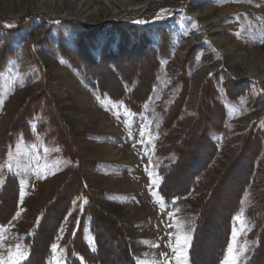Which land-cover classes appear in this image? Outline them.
Returning a JSON list of instances; mask_svg holds the SVG:
<instances>
[{
  "label": "rangeland",
  "instance_id": "1",
  "mask_svg": "<svg viewBox=\"0 0 264 264\" xmlns=\"http://www.w3.org/2000/svg\"><path fill=\"white\" fill-rule=\"evenodd\" d=\"M78 1L48 0L44 12L36 8L37 0H0V58L5 48L12 54L0 63V256L7 259L8 249L19 245L25 254L20 264L30 259L40 264L45 249L44 264H69L66 250L74 238L77 250L94 251L90 218L79 227L84 206L93 204L100 245L115 264L118 259L111 254L127 250L120 232L136 264H177L176 236L182 242L187 236L182 264H190V243L203 206L199 242L204 246H197L196 260L210 262L228 219V242L215 264L233 243L234 229L236 245L249 242L239 260L245 264L263 224L264 0H87L88 10L98 9L88 17L75 13ZM80 35L84 41L78 43ZM62 43L75 66L61 54ZM117 75L135 78L134 85L138 78L149 90L140 111L149 116L150 129L144 139H132L134 146L144 144L140 151L146 149L149 158L138 168L144 163L148 169L136 173L117 162L124 158L119 154L127 155L121 143L126 135L109 130L117 126L133 132L125 111L142 112L96 88L107 87ZM203 91L225 112L219 132L208 135L213 146L204 135L192 144L198 108L200 116L205 112ZM181 92L182 107L164 128V114ZM42 96L58 110L82 163L83 190L68 206L60 188L69 179L68 168L79 161L46 141L37 130L41 115L29 121L30 141L19 135L12 147L6 143L23 107ZM253 140L257 155L250 160L246 149ZM180 141L183 152L176 160L167 149ZM170 167L167 188L176 182L180 192L165 199L159 186ZM238 215L246 227L234 219Z\"/></svg>",
  "mask_w": 264,
  "mask_h": 264
},
{
  "label": "trees",
  "instance_id": "2",
  "mask_svg": "<svg viewBox=\"0 0 264 264\" xmlns=\"http://www.w3.org/2000/svg\"><path fill=\"white\" fill-rule=\"evenodd\" d=\"M88 33H90V32H88ZM82 37H84V36L80 35V38L77 41L78 43L81 41H84V40H80ZM163 45L166 46L165 43H163ZM59 48H60V52L64 56V58L69 60L70 63L72 62V64L75 66V59H74L73 55H71L67 51L65 45L62 43ZM7 49L8 48H5L2 51V57L0 58V63H2L7 56L12 55L11 51L7 50ZM160 53H162V52H160ZM114 78L115 79L113 81H111V84L107 85V87H103L102 84H96L97 90L99 92L109 96L113 100H121L130 110H132L134 112L140 111V107H141L142 103L146 100V97L149 93L148 88L142 87L141 81L138 80V78H136V84L135 85L133 84L135 81V78L133 79V77H126V76L117 75V76H114ZM46 83H44V85H46ZM132 85H134V86H132ZM180 94L181 95L178 96V98L173 102V104L168 106L167 111L164 114V120L162 123V126L164 128H168L171 125V123L177 117L179 110L182 107V104H183L182 99H183L184 93L181 92ZM201 98L203 100H205L204 101L205 112L203 113V115L200 116L199 115L200 112H199V108H198V115L196 118V123H195V125H193L192 130H191L192 132L194 131V133H195L194 138H193L194 140H193L192 144L193 145L196 144L197 139L198 140L202 139L201 137L204 135L205 139L207 141H209V143L213 146L212 142H210V139H208V135L211 133H218L219 132L220 128L222 127L221 123L224 120L225 112H224V109L220 106V104H218V102L216 100H214V98H212V96L209 92L203 91V93L201 94ZM44 99H45V96H42L41 99L38 100V102H36V101L32 102L33 101L32 100V101H29L30 102L29 104L27 103V105H25L23 107L21 113H19V115L16 117L17 119H15V121L12 122V124L10 125L9 132L6 135L7 145L12 147L14 141L17 139V137L19 135H22L26 141H30L31 140V130H30V126H29V121L32 120L33 117L40 114L41 118H42V120H41L42 122L40 121L38 123L37 130L40 132H43L45 134L46 140H48V141L50 140L54 144L58 145L61 148V152H62L63 156L68 157L72 161H79V158H78L79 156H78V154L74 148V144H73L72 139L67 138V135L70 136L69 135L70 132L66 129L65 124L63 123L62 119L60 118V115L58 114V110L55 108L54 105H52V100H51V103L49 105V102H46ZM215 122L217 123L216 126H215V124H213V126H211L212 123H215ZM207 127H209V130L207 129ZM184 141H180L179 143L172 144L167 149L173 155L176 156V160L180 159V156L183 152L182 148L184 147V145H183ZM192 144H191V146H193ZM249 146L250 147H248L246 150L248 151V153L250 155V160H251L254 156L257 155V153H256L257 141L253 140V144H250ZM167 150H165V151H167ZM81 167H82V163H80V161L78 164H76L74 166H70L68 168L69 179L60 188V191H65V196H66L65 198H66L67 206H68V201L76 193L83 190V185H82L83 180H82V176H81L82 174L80 173ZM172 170H173V168L170 167V170H169L170 173H168L167 175L164 176L163 181L159 186V191L165 199H168L171 196V193H179L180 192L179 189L176 188V182L173 185H171V187H169V189L167 188V186H168L167 183L169 180L168 175H170L172 173ZM13 185H14L13 182H11V184L8 182L7 186H13ZM7 186H5L4 188L6 189ZM1 192H0V195L2 194ZM58 194L59 193H57V197H58ZM0 199H1V196H0ZM202 208H203V206L201 207L200 214H199L198 218L196 219L195 230L193 232L191 243H190V248H189V259H190L189 262H190V264H204V263L198 262L196 260L198 247L200 250L201 245L204 246L203 243H201V245H200V242H199V239L202 237L201 236L202 235V233H201ZM83 209L84 210H83V214L81 216L80 222H79V227L81 229L84 222H85V219L87 217L90 218V223L92 225L91 229H92V233H93L94 239H95V242H94L95 243V250L92 251L89 249V247H86V246H84L83 247L84 249L81 251L77 250L75 248L76 247L75 246L76 238H74V239H72V241L69 242V245H68L67 250H66V252L68 254V263L69 264H81V262L77 259V257L74 256V254H79L84 259V263H89V264H115L113 262L112 258L107 259L109 256L108 257H107V255L105 256L106 253L100 245L99 235H98V232H97L96 227H95V220L97 219L98 214L96 215V212H94V205L93 204H86ZM261 210H263L262 211L263 214L261 216L262 220H263V224H262V228H261V231L259 233V236H258V243H257L255 249L253 250L251 257L249 258V260L245 264H264V207ZM114 220H116V219L114 218ZM116 224L118 227L121 226V224L119 223L118 220H116ZM39 232H40V229L38 227L33 232V238H37ZM229 232H230V224H229V221L227 219L226 226L223 230V237L221 238V241H220L221 243L219 245H216L217 251L214 253V255H212L209 258L210 262L205 263V264H215L217 262V260L219 259V256L222 253V249H224V247H226V244L228 242ZM120 239H121L122 245H124L125 249H127V250H126V253H124V254L123 253L122 254H111L116 259H118V261L116 263L117 264H121V263L136 264L133 257H132L130 248H129L128 238L123 233L120 232ZM112 250H113V248H112ZM47 251L48 250L45 249V252L43 253V258L41 255L42 259H41L40 264H44V259L46 258ZM201 256L203 257V259H206V258H204L202 253H201ZM30 262H31V259L26 261L24 264H31Z\"/></svg>",
  "mask_w": 264,
  "mask_h": 264
},
{
  "label": "crops",
  "instance_id": "3",
  "mask_svg": "<svg viewBox=\"0 0 264 264\" xmlns=\"http://www.w3.org/2000/svg\"><path fill=\"white\" fill-rule=\"evenodd\" d=\"M150 98H148L146 101H149ZM145 101V102H146ZM90 103H93V100L91 98L90 100ZM96 103V102H95ZM144 103V102H143ZM142 103V104H143ZM143 110L145 109H142L140 112H142L141 114L137 113V114H134L132 112H129L130 115H126L125 116V119L127 120V122L129 123V125H131V127L133 128L131 132L130 130H128V128L126 127H122L121 130L120 128L118 129L117 126H115V129L111 128V130H109L110 132L111 131H114V132H117L118 134H121V132H124V135H126V140H122L121 139V143L127 148V155H125V152L124 153H121L119 154L118 156L119 157H124L123 159H120L119 161H117L120 165L118 166L116 164V166L120 167V169L122 167H125L126 169H129V171L133 172V173H136L138 172V170H146L147 167H145L146 165L143 163L141 164L142 165V169H139V163L143 162L144 160L148 161L149 158H147V156H145L143 153L146 151V149L143 151L141 150L140 151V146L144 145V144H137L136 146H134V141L132 139H135V138H145V130H147V126L149 127L150 125V118L148 115H146V113L143 112ZM126 112V111H125ZM128 112V111H127ZM129 119V121H128ZM107 120V119H106ZM108 121V120H107ZM109 121H111V119H109ZM108 121V122H109ZM110 123V122H109ZM112 124V122H111ZM113 125V124H112ZM111 127V126H110ZM141 129H143V132H144V135L143 137L141 136ZM150 129V127L148 128ZM130 134L132 136V138L130 137ZM90 134L87 135V139L90 141V138H89ZM20 137V136H19ZM120 137V136H119ZM121 138V137H120ZM133 144V145H132ZM128 146H130L128 148ZM107 147V146H106ZM148 147V151H150V147L149 145L147 146ZM121 148V147H120ZM57 149H60V148H57ZM152 153L150 151V157H151ZM104 160V159H103ZM105 161V160H104ZM148 169V168H147ZM147 190H149V186L146 185L145 186ZM134 206L132 205L131 208H133ZM134 209H137L136 207H134Z\"/></svg>",
  "mask_w": 264,
  "mask_h": 264
},
{
  "label": "snow or ice",
  "instance_id": "4",
  "mask_svg": "<svg viewBox=\"0 0 264 264\" xmlns=\"http://www.w3.org/2000/svg\"><path fill=\"white\" fill-rule=\"evenodd\" d=\"M115 107L119 108L122 106V104H115ZM119 115V113H117ZM125 115H130L129 112H125ZM144 132L143 129H141V136L143 137ZM9 156L11 157V153H9ZM8 170L11 171V164L9 163L7 165ZM151 176V173H149ZM86 202V201H85ZM235 220H237L242 226L246 227L245 222L241 218V216L234 217ZM237 232L234 229L233 231V243H230L228 245V248L225 250L224 258L220 262V264H239V260L241 259V256L248 251V244L249 242H245L243 246L236 245L235 238H236ZM2 239V238H0ZM188 239L187 236L183 237V242H186ZM183 242L180 235L176 236V247L173 248V251L177 253V264H182V252L181 248L183 246ZM56 247L55 245L53 246ZM25 259V254L23 253L21 247L19 245L16 246L15 250L9 248L8 249V257L5 259L3 256H0V264H20V261ZM56 264H60V261L57 260Z\"/></svg>",
  "mask_w": 264,
  "mask_h": 264
},
{
  "label": "bare ground",
  "instance_id": "5",
  "mask_svg": "<svg viewBox=\"0 0 264 264\" xmlns=\"http://www.w3.org/2000/svg\"><path fill=\"white\" fill-rule=\"evenodd\" d=\"M108 1L112 2V0H108ZM47 2H48V0L47 1L46 0H37L36 8L40 9L41 11L48 12L49 11L48 7H50L48 5H50V4L46 5ZM78 2L81 4V7L79 9H77V12H75V13H79L80 12V14H83L82 15L83 17L93 16V15L98 13V9L97 8H94L93 10H88V1L87 0H79ZM116 4H118V3H116ZM183 44H185V43H183Z\"/></svg>",
  "mask_w": 264,
  "mask_h": 264
}]
</instances>
